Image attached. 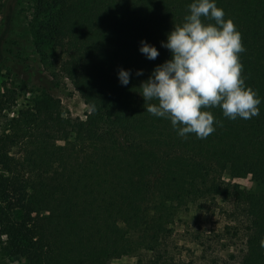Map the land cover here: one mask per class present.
<instances>
[{
	"label": "trees",
	"instance_id": "trees-1",
	"mask_svg": "<svg viewBox=\"0 0 264 264\" xmlns=\"http://www.w3.org/2000/svg\"><path fill=\"white\" fill-rule=\"evenodd\" d=\"M24 11L43 71L89 111L65 116L40 80L30 110L0 112L4 257L264 264V0H1L0 62L28 86ZM242 170L255 193L227 181ZM179 227L199 262L173 255Z\"/></svg>",
	"mask_w": 264,
	"mask_h": 264
},
{
	"label": "rangeland",
	"instance_id": "rangeland-1",
	"mask_svg": "<svg viewBox=\"0 0 264 264\" xmlns=\"http://www.w3.org/2000/svg\"><path fill=\"white\" fill-rule=\"evenodd\" d=\"M1 2V0H0ZM70 12V8H66V13ZM30 11H24L21 13V18H18L15 22L17 32H21L25 34L26 32L24 24L26 20L23 18ZM14 43V48H18L21 46L22 56L24 58V62L26 66H30V69L35 70L31 72H23L21 74V79L23 75L28 74V81L32 85H25L22 82H26L20 79H17L16 82L13 81L14 77L9 75L10 69L12 68L13 63L10 61L0 62V98L2 101L9 102L6 106H2V110L0 108V112L2 116H20L21 113L30 110L31 105L33 104V100L37 94L40 80L44 81L45 88H48L49 91L60 98L62 101L63 112L65 116H72L75 118H85L86 114L89 111L88 106L85 104L84 100L78 94V92L74 89L71 82L68 80H61L60 76H53V73L50 70L43 71L40 62L43 58L37 54L36 48L32 44L29 35H21L19 38H12ZM12 46V47H13ZM19 49V48H18ZM38 69L45 73L46 78L39 76ZM53 77V79L51 77ZM20 77V75H19ZM57 77L59 80H57ZM25 85V86H23ZM44 87V86H43ZM7 95H13V98L7 101ZM18 149L14 148L12 150V154H17ZM227 181L230 183L238 184L244 191L246 195L253 194L257 191V183L252 179L250 174L246 173L244 170L240 171L236 176L227 178ZM222 214L218 212V215L211 219L209 223L207 220L205 224H202V229L208 228H219L223 224L226 223V220L222 217ZM185 231L183 228L179 227L177 234L175 236V242L173 244L172 253L176 257H180L183 260H193L198 261L201 256V248L196 245L190 236V232ZM5 236L0 238V258L3 260L5 264H28L27 261L22 257L15 258H5L4 253L2 252V245H4ZM234 251V249H233ZM224 254V253H221ZM199 262V261H198ZM112 264H140L138 257H125L120 260L114 261Z\"/></svg>",
	"mask_w": 264,
	"mask_h": 264
}]
</instances>
